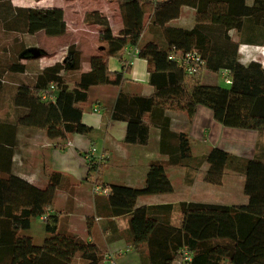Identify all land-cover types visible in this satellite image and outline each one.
I'll return each mask as SVG.
<instances>
[{"label": "trees", "instance_id": "16d2710c", "mask_svg": "<svg viewBox=\"0 0 264 264\" xmlns=\"http://www.w3.org/2000/svg\"><path fill=\"white\" fill-rule=\"evenodd\" d=\"M111 1L118 4L121 15L117 34L99 11L84 15V22L98 26V40L105 44L103 52L88 56L86 71L81 70V54L74 43L67 45L62 61L43 67L31 78L22 75L26 64L18 57L32 58L30 50L21 49L8 61L0 55V104L9 97L13 108L11 120H0V156L3 151L6 154L0 161V264H102L103 256L93 243L60 227L61 212L52 205L57 189L73 185L68 177L50 171L40 187L12 173L10 163L16 126L42 128L49 138L90 133L92 128L81 121V105L92 85L118 86L110 117L126 123L125 143L146 145L150 128L156 127L158 150L167 157L165 162L149 163L142 186L109 183L108 194L100 195V205L96 202V209L101 207L99 212L106 216L128 217L124 234L138 252L140 264H172L182 250L189 256L182 264H264V148L244 160L219 147L193 157L188 134L170 130L163 114L165 109L185 111L191 120L196 107L204 105L224 126L264 132V66L259 60L242 63L239 43L230 33L245 32L248 22L264 33V0ZM182 6L194 9L193 24L167 27ZM146 24L172 43L162 46L155 39H142ZM0 28L28 34L41 30L47 36H58L65 31L63 9L22 7L0 0ZM127 45L136 47V55L147 62L152 87L148 95L123 89L126 61L120 70L108 69V58L119 56ZM172 45L196 51L202 66L188 73L169 58ZM203 70L225 71L228 86L202 83ZM86 162L88 181L105 185L100 174L106 157L89 156ZM203 163L207 165L203 179L212 184L221 182L226 169L242 175L246 202L180 201L179 226L171 223V203L136 205L139 196L173 190L165 164L195 172ZM39 216H45L46 236L37 244L25 232Z\"/></svg>", "mask_w": 264, "mask_h": 264}, {"label": "crops", "instance_id": "0c3cea01", "mask_svg": "<svg viewBox=\"0 0 264 264\" xmlns=\"http://www.w3.org/2000/svg\"><path fill=\"white\" fill-rule=\"evenodd\" d=\"M10 1L15 6H56L63 9L64 33L58 35L59 38L50 37L52 40L47 39V35L43 33L45 39L48 42L51 41L52 50H44L35 42L30 43V45L25 43L23 44L24 47L19 49L20 51L22 48H27L31 52L44 51L49 53L48 56L42 55L40 58L32 57L25 61L19 60L25 64L27 61L30 62L29 66L26 65V72L22 74L29 78L43 67L62 61L69 43H74L80 51L81 70L89 69L88 56L103 52L105 44L98 40V26L84 22L86 12L99 11L107 18L113 34H117L121 27L118 4L111 0ZM194 13V9L191 7L182 6L179 16L170 20L166 26L188 28L194 22ZM147 15V13L144 14V19ZM147 27L144 29L142 39H155L162 46H168L172 43L160 30L154 27L152 29L151 25ZM249 30H246L245 34ZM250 31L254 32L253 30ZM1 32L12 35L19 43L24 42L20 38H31L36 33L28 34L18 30L0 28ZM256 32L257 34L253 35L255 37H246L243 41H239L238 36L234 39L233 31L230 33L234 40L237 39L239 47L248 45L254 46L256 49H264V33L261 28ZM263 49L256 50L252 59L243 58V52H240L242 56H238V58L242 63L259 60L264 66ZM123 61H126L128 65V71L124 73L126 81L123 89L134 94H150L152 87L148 84L147 62L144 58L136 55V47L127 45L120 51L119 56L109 57L108 69L110 71L120 70ZM204 71L206 70H203L202 74ZM225 73L222 71V75ZM117 92L118 86L114 85H92L88 88V98L81 105V121L92 128L88 134L74 133L49 138L42 128L16 126L14 144L11 146V172L40 187L45 185L47 174L50 171H59L66 175L73 185L68 188L57 189L52 205L53 209L61 212V229L93 243L100 256H105L107 252H116V256L138 257L139 254L132 247L130 238L121 233L128 230V217L106 216L105 213L99 212L101 207L96 209V202L100 205L102 199H100V194L92 192L94 182H89L87 179L88 166L85 156L106 157L105 166L100 174L105 186L109 183H120L133 187L143 185L151 161L162 160L165 162L167 157L158 150L159 133L156 127L150 128L149 141L146 145L124 142L126 123L110 117ZM12 110V104L8 97L0 104V120H11ZM163 114L168 118L170 130L188 134L193 157L203 156L212 147H219L244 160L253 158L258 148H264V132L260 133L250 128L224 126L214 119L211 110L204 105L196 107L191 120L185 111L165 109ZM5 156V151H3L0 161H4ZM206 167L207 165L203 163L194 172L191 168L165 164L166 175L171 181L173 190L168 193L139 196L136 199V205L171 203L173 205L171 223L179 226L178 203L180 201L220 204H243L246 202L247 197L242 191V175L226 169L221 182L212 184L203 179ZM235 185L237 186L236 190H238L237 195L231 192H226L227 195L222 191L220 192L223 187L227 186L224 189L230 190V186ZM214 186H216L214 189L219 191L211 190ZM37 218L36 220L39 221ZM30 227L25 233L33 238V235L29 233Z\"/></svg>", "mask_w": 264, "mask_h": 264}, {"label": "rangeland", "instance_id": "374dc122", "mask_svg": "<svg viewBox=\"0 0 264 264\" xmlns=\"http://www.w3.org/2000/svg\"><path fill=\"white\" fill-rule=\"evenodd\" d=\"M148 28L147 27V24L145 26L144 29ZM153 29V27H152ZM253 30L254 32L252 33L250 30L247 32V34H245V32H242L240 34H237L235 31L234 32V35H233V38L235 39L236 36H238L239 38V41H243L244 38L246 37H255L253 36L254 34H257V30L259 29L258 27H254L253 24L249 23L248 22V25L246 26V30ZM146 35V34H145ZM144 35V37H145ZM23 37V36H22ZM50 37H53L54 39L56 37H60V36H46L47 39H50ZM143 37V38H144ZM20 39H23L24 42L23 43H19L18 40L14 37H12V35L10 34H6V33H3L1 32L0 33V55H1V59L2 61H8L10 60L12 57L14 58L15 55H17V52L19 51V49L21 47H24L23 44H27V45H30V43H36V44H39V47L43 48L44 50H47V51H50L52 50L53 48L51 47L52 43L51 41L48 42V40L45 39L44 35H43V32H36L35 35L31 38H28V37H24L23 38H20ZM52 40V39H50ZM237 40V39H236ZM23 45V46H22ZM29 47V46H27ZM24 50H27V48H22ZM259 49H263V48H259ZM259 49H256V47H251V46H248V45H242L239 47V52H238V56H242L240 52H243L244 55L242 56L243 58L247 59L248 58H254V53L256 50H259ZM264 50V49H263ZM19 53V52H18ZM29 54L31 55V57H34V58H40L42 57V55H45V56H48L49 53L48 52H42V51H29ZM20 55V54H19ZM18 57L20 58L19 60H29V58H23L21 57V55ZM27 66L30 65V62L27 61L26 63ZM202 83H205V84H218L220 86H228L225 82H224V78H223V75H222V72H219V73H212V72H209V71H204L202 76ZM227 172H231V171H227ZM194 173V172H193ZM210 186V184H208ZM241 186V185H240ZM227 187V186H226ZM226 187H223L222 189H220V192H224L226 195L227 193L226 192H231L233 193L234 195H237L238 194V190H236V185L235 186H230V190L227 188L226 190L224 188ZM216 188V186H214L211 190L213 191H219L217 189H214ZM56 208L58 206H55ZM31 227H30V230H29V233H31L33 235V239H34V242L35 243H41L43 241V239L45 238L46 236V232H45V229H44V224L40 221H37L36 218H34L32 221H31ZM123 236H125L124 232H121ZM113 253V252H112ZM114 255V259L116 262V264H139V261H138V257L137 256H116L117 253H113ZM103 260H104V256H103Z\"/></svg>", "mask_w": 264, "mask_h": 264}, {"label": "built area", "instance_id": "2783aa9c", "mask_svg": "<svg viewBox=\"0 0 264 264\" xmlns=\"http://www.w3.org/2000/svg\"><path fill=\"white\" fill-rule=\"evenodd\" d=\"M176 46L177 45L171 46L169 58H174L178 62V64L183 66L184 70H186L188 73H192L196 71L198 67L202 66L203 60L200 58L199 54L196 51L194 50L182 51L181 49H178ZM223 78L226 84L230 82L229 78L225 76V74H223ZM85 159L87 161L89 159V156H85ZM92 192L95 194L106 196L109 192V189L105 185H99L97 183L96 184L94 183L92 186ZM38 218L37 219L40 222H42L45 216H39ZM181 252L182 254H181L180 259L174 260L172 264H182L184 260L189 259V256L185 250H182ZM102 264H116V261L114 259V255L112 252L106 253Z\"/></svg>", "mask_w": 264, "mask_h": 264}]
</instances>
